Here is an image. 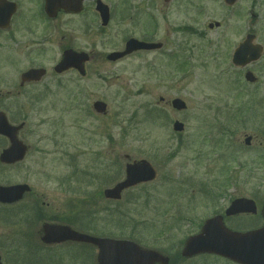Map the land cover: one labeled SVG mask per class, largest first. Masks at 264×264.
I'll return each instance as SVG.
<instances>
[{"label":"rangeland","instance_id":"obj_1","mask_svg":"<svg viewBox=\"0 0 264 264\" xmlns=\"http://www.w3.org/2000/svg\"><path fill=\"white\" fill-rule=\"evenodd\" d=\"M14 1L20 4L17 18L0 31V91L18 80L28 60L58 59L64 47L91 49L97 66L86 79L67 72L59 93L27 109L33 132H24L23 140L31 148L17 165H0V184L26 182L42 200L58 201V193L66 203H89L82 213H96L109 236L157 249L173 264H226L213 257L183 260L178 253L207 215L214 188L228 187L230 197L264 199V51L245 68L230 63L248 32L264 47V0H237L229 7L223 0H103L111 6L107 28L98 20L85 33L76 17L63 16L57 32L36 45L26 35L29 20L20 19L37 0ZM216 21L219 27H207ZM130 36L163 46L107 62L105 55ZM246 70L256 83L244 79ZM81 88L90 95L77 107ZM173 98L186 108L172 110ZM94 99L107 103L109 117L86 116ZM1 107L11 122L20 116ZM176 119L184 125L181 132L172 129ZM54 127L58 145L49 136ZM245 135L252 137L248 146ZM6 145L0 137V149ZM126 155L148 161L155 178L126 190L118 202L104 200L102 190L124 177Z\"/></svg>","mask_w":264,"mask_h":264},{"label":"flooded vegetation","instance_id":"obj_2","mask_svg":"<svg viewBox=\"0 0 264 264\" xmlns=\"http://www.w3.org/2000/svg\"><path fill=\"white\" fill-rule=\"evenodd\" d=\"M95 5L96 0H83L79 12L72 13L70 10L67 11V8H60L54 17H49L44 11L43 0H37L35 8L27 11L20 20L24 24H26L24 18L29 20V35H26L30 37L29 42L32 41L30 45H36L57 32L63 16L76 17L78 19L76 26L85 33H91L99 20ZM39 21L42 23L34 24ZM108 26L109 24L106 28ZM36 40H40V42ZM143 40L150 41L147 37ZM88 55L89 58L83 65L84 75L80 76V79L88 78L89 74L96 70L97 59L91 49L88 51ZM57 61L58 59L31 58L27 61L28 67L25 70L41 67L44 68L43 76L38 81L23 83L18 79L4 91H0L1 108L13 107L20 116L12 120L17 122L18 119V122H26L24 127L18 131V138L22 141H24V132H27L28 135L33 132V129L30 131V126H28L30 116L27 109L32 110L31 107H34L43 98L59 93L61 79L66 72L57 73L55 69ZM69 71L76 72L74 69ZM75 95L77 106L81 107L80 99L89 96L90 93L81 88L76 90ZM92 102L85 106L86 116L89 117L96 115V113L91 114ZM98 116L109 117V109L105 114ZM56 124L52 125L56 126ZM55 129V127L52 128L49 136L58 145L59 131ZM28 148L30 149L31 146ZM15 183L27 184L26 182ZM28 187L24 188L19 200L7 204L0 203V264H97L96 246L89 242L79 241L76 237L78 234L109 237V233L105 231L108 229L107 223H98L93 217L96 213L90 215L82 213L83 206L89 203L81 201L66 203L63 201L64 198L60 200L58 193L55 194L58 201H45L47 197L42 200V196L34 192V187L30 185ZM214 189L216 191H210L207 195L208 201L205 202L207 215L203 218L202 223L211 218L221 219L226 227L236 231L254 230L264 225V199L247 197L255 201L254 210L247 211L246 208H243L227 213L232 201L241 196H227L228 187L220 186ZM104 200L109 201L106 198ZM199 256L218 258L226 264H239L215 254H200L194 258ZM170 259V264H173L175 261L172 263Z\"/></svg>","mask_w":264,"mask_h":264},{"label":"water","instance_id":"obj_3","mask_svg":"<svg viewBox=\"0 0 264 264\" xmlns=\"http://www.w3.org/2000/svg\"><path fill=\"white\" fill-rule=\"evenodd\" d=\"M47 1V11H54L53 6L55 0ZM80 0H60V3H74L76 6ZM235 0H225L226 3L232 4ZM14 6L12 3L1 2L0 4V27L8 24V20L13 12ZM97 9L103 19V24H106L108 19L107 7L98 1ZM54 14L53 12L50 13ZM218 25V23H215ZM213 24H209L212 27ZM254 37L247 35L246 39L239 44L233 54V63L235 65H244L250 60L259 57L261 47L252 45L251 40ZM160 44L144 43L134 38L129 39L125 44V49L122 52H113L109 54V60H116L134 50L146 48H158ZM80 60V54L73 50L64 52L60 68L74 66ZM29 74V73H27ZM25 74L24 76H26ZM246 78L253 80L251 73H246ZM177 109H182L184 103L175 99L172 102ZM95 107L100 111L104 105L95 103ZM102 107V108H101ZM175 130H181L182 124L175 122ZM15 127L10 126L3 113L0 112V133L10 138L11 146L3 151L0 159L4 162H14L23 157L25 148L21 146L15 139ZM249 142V138L246 139ZM154 172L145 161L126 166V179L117 183L113 188L105 190V195L109 198L118 199L120 192L132 184L140 181L152 179ZM20 186H15L14 189H19ZM12 187L0 188V199L10 202L13 200L15 192L11 191ZM249 200L238 199L233 203L232 211L247 208L245 202ZM254 206V205H253ZM76 239L87 241L95 244L98 248V264H168V257L160 254L156 250L140 247L137 243L128 239L115 238H95L79 234ZM211 252L226 256L232 260L242 264H264V227L254 231L236 232L226 228L222 222L218 220L207 221L202 228V231L194 236L188 237L182 249V255L191 257L197 253Z\"/></svg>","mask_w":264,"mask_h":264}]
</instances>
